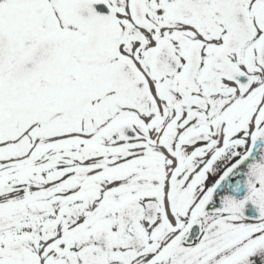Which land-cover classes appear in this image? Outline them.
<instances>
[{"label": "snow or ice", "instance_id": "1", "mask_svg": "<svg viewBox=\"0 0 264 264\" xmlns=\"http://www.w3.org/2000/svg\"><path fill=\"white\" fill-rule=\"evenodd\" d=\"M0 264H264V0H0Z\"/></svg>", "mask_w": 264, "mask_h": 264}]
</instances>
